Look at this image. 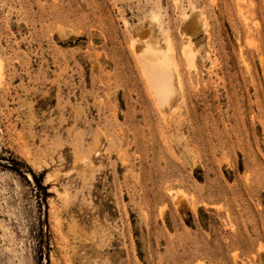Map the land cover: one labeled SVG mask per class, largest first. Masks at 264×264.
<instances>
[{
  "label": "rangeland",
  "instance_id": "rangeland-1",
  "mask_svg": "<svg viewBox=\"0 0 264 264\" xmlns=\"http://www.w3.org/2000/svg\"><path fill=\"white\" fill-rule=\"evenodd\" d=\"M0 70V264H264V0H0Z\"/></svg>",
  "mask_w": 264,
  "mask_h": 264
},
{
  "label": "bare ground",
  "instance_id": "bare-ground-1",
  "mask_svg": "<svg viewBox=\"0 0 264 264\" xmlns=\"http://www.w3.org/2000/svg\"><path fill=\"white\" fill-rule=\"evenodd\" d=\"M152 19L156 20L157 18L155 16H153ZM189 26H190L192 31L197 28L196 27L197 25L195 23L192 26L191 25H189ZM187 28L189 29L188 26H187ZM144 35H145V31H140L138 36H134L135 37L134 38V44H136L135 41H140L139 47L137 48L139 50L140 56H141V57L140 56L139 57L142 60V65L145 69V72L148 76L149 81L151 82L150 86L153 88L154 93L160 99H164V98L167 99L172 95V92H173V89H172V78H173V76L170 74V68L173 70V72L176 70V69L175 70L173 69L174 67L172 68V65L170 63L172 58H171V60L168 59V56L171 57V55L168 53H171L172 44L168 39H166L164 50H158V49L150 47L144 43L145 39L141 38V36H144ZM188 35H190V34H188ZM189 41L190 40H188V42ZM189 44L190 43H188V44H186V46H184L185 50L189 48ZM188 61H191V60H188ZM175 82H177V81H175ZM163 103H166V101ZM165 106H166V104L164 105V107Z\"/></svg>",
  "mask_w": 264,
  "mask_h": 264
}]
</instances>
